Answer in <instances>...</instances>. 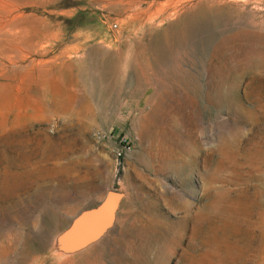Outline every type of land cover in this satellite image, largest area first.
<instances>
[{
	"label": "rangeland",
	"instance_id": "rangeland-1",
	"mask_svg": "<svg viewBox=\"0 0 264 264\" xmlns=\"http://www.w3.org/2000/svg\"><path fill=\"white\" fill-rule=\"evenodd\" d=\"M0 264H264V0H0Z\"/></svg>",
	"mask_w": 264,
	"mask_h": 264
},
{
	"label": "water",
	"instance_id": "water-1",
	"mask_svg": "<svg viewBox=\"0 0 264 264\" xmlns=\"http://www.w3.org/2000/svg\"><path fill=\"white\" fill-rule=\"evenodd\" d=\"M122 194L108 190L96 205L80 212L63 235L68 250L81 248L106 233L114 223Z\"/></svg>",
	"mask_w": 264,
	"mask_h": 264
}]
</instances>
